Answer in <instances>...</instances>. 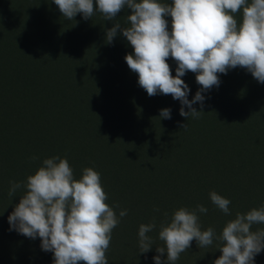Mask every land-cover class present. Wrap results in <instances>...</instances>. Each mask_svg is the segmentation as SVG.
I'll return each mask as SVG.
<instances>
[{"label": "trees", "instance_id": "16d2710c", "mask_svg": "<svg viewBox=\"0 0 264 264\" xmlns=\"http://www.w3.org/2000/svg\"><path fill=\"white\" fill-rule=\"evenodd\" d=\"M164 3L170 4L171 0H164ZM127 12L130 15V10ZM41 17L52 23L49 15ZM92 18L95 16L87 20L83 18L84 24H80V27L89 28L86 26L89 22H86H91ZM165 18L169 21L168 27L171 31V17ZM234 18L237 20L235 16ZM240 22L237 20L238 24ZM51 28V31L54 30L53 33L44 35L42 23H37L32 38L26 40L25 44L21 41L20 55L12 57L7 54L9 62L6 69V77L9 80L7 86L15 84L14 87L18 88L16 95L20 96V101L26 106L32 104L27 95L30 94L29 84L32 79H38L46 94L40 103L42 112H39L43 116L40 122L45 124L48 123V117L54 109L52 107L57 110L61 105L70 108L76 106L77 102V98L72 97L73 87H70V81L74 82L77 77L72 68L67 71V61L64 60V55L60 54L66 52L70 58L69 49L60 51L52 48L53 43L46 44L50 41L49 36H53L60 29L55 26ZM82 33L83 30L76 31L75 28L67 31V35L76 40L70 48H77L78 52L83 54L82 57L88 58L85 67L91 69L94 63L104 64L107 65L108 72L113 71L120 63L115 49L101 50L98 47L94 50L89 39L81 36ZM117 40L125 41L126 38L118 37ZM31 52L38 53H35L38 60L27 61L34 56L30 54ZM1 57L0 53V59ZM169 61L174 62L169 65L172 75L175 76L177 64L171 57L167 62ZM101 72L107 71L104 68L99 72L92 70L90 77L85 80L86 83L85 81L78 83V87L82 85L86 89L89 88L90 92L87 95L94 98L97 103H101L104 97L99 92V86L110 87L108 76L107 81L101 84L100 79H105ZM128 74L129 80L127 84L122 83L123 89L128 85L141 92L138 74L132 71H128ZM218 75L221 82L218 87L214 86L210 91L203 93L206 97L203 106L200 103L193 105L197 111H203L198 118L182 117L179 114L181 104L178 100L171 99L167 106H162L159 104H163L164 100L159 98L162 97L166 101V95L158 93L149 97L146 92L145 95L140 93V96L147 98V107L142 110V107L138 108L135 104L134 107L141 112L135 119L126 117L119 122L114 114L100 118L99 112L95 111L90 116L91 122H95V127L92 126L90 133L87 130L81 132L79 128L73 131L76 132V137L82 135L88 149L98 153L99 160L111 156L115 145L128 148L118 154L116 159L107 161L106 163L110 164L107 172H104L119 175L116 181L119 193L115 204L109 205L108 199L105 201L120 220L112 231V239L106 252L109 264H154L153 257L158 255L156 247L165 246L158 236L160 226L169 223L173 213L181 207L192 210L198 205H203L207 208V213H198L201 230L211 227L217 236L237 213L245 214L253 208L264 207V84L240 67L228 70L227 74ZM195 76V73L187 72L181 77L189 86V100L201 87L197 84ZM55 90L65 94L67 99L57 98ZM138 91L135 96H138ZM7 94L8 90L0 93V108H3L12 96ZM165 108L171 110V119L160 116V111ZM95 109L98 110L97 107ZM185 111L188 109L185 108ZM142 112L146 114L143 115ZM57 115L59 122L55 121V125L57 123L59 125L52 128L50 133L52 135L40 136L36 140V145L46 152L60 148L64 142L62 140L71 132L70 125L62 127L60 123L72 120L75 124L78 121L68 113L63 115L60 112ZM9 122L18 125V128L10 131L12 124ZM28 123L25 111L3 110L0 115V138L3 134L7 140L9 137L17 139L24 131L30 132ZM184 124L186 128H182ZM120 125L122 127H119ZM15 143L16 140L8 141L11 145ZM135 152L138 157H135ZM10 161L11 159H3L0 162V264H54L53 253L42 250L39 237L31 239L16 230H10L8 216L26 191V188L21 187L14 196L8 195L12 182L22 185L23 180L26 181L25 162H21L20 165L18 160L14 161L12 172L16 174H12V178L6 179L1 175L7 170L6 162ZM15 164L20 165L19 170ZM89 167L91 168L89 163L84 166ZM128 171L131 177L121 178ZM129 185L134 191L126 190ZM213 191L230 200V215H225L211 202L209 194ZM121 210H127V215L119 217ZM153 220L157 227L147 234L152 238L153 246L149 252L140 253L139 226ZM258 229H264V224L254 225L252 228L253 231ZM219 245L220 242L214 239L212 245L201 248L194 239L191 247L181 253L175 264H214L215 259L221 255ZM161 259L166 262V252ZM254 264H264V250L254 257Z\"/></svg>", "mask_w": 264, "mask_h": 264}, {"label": "clouds", "instance_id": "9594fccd", "mask_svg": "<svg viewBox=\"0 0 264 264\" xmlns=\"http://www.w3.org/2000/svg\"><path fill=\"white\" fill-rule=\"evenodd\" d=\"M60 13L72 20L78 13L85 20L94 12L112 21L127 7L128 27L113 24L106 30L107 43L120 34L129 42L133 52L125 56L129 69L138 74V84L149 97L158 93L171 95L181 104L182 117L198 118L203 111L206 93L218 87V74H227L237 67L250 72L264 84V0H54ZM242 10V13H241ZM241 13L238 24L234 14ZM171 17V31L169 21ZM177 64L172 75L168 59ZM195 73L201 87L189 100V86L183 77ZM185 108L188 111H185ZM171 119V110L160 111ZM186 128V124L182 125ZM22 185L12 182L8 195L14 196ZM25 194L8 216L10 230L25 237L41 240V248L52 252L54 264H109L106 252L112 231L120 220L105 201L108 199L100 173L84 168L82 177L75 179L67 158L55 156L45 159L23 185ZM211 202L225 215H230V200L216 192L209 194ZM118 207V205H117ZM208 209L181 207L167 224H161L159 239L164 247H156L154 264H175L181 253L197 245L206 248L214 239L220 242L221 252L214 264H254V257L264 250V229L253 231L254 225L264 224V207L253 208L226 223L217 236L213 228L201 230L198 213ZM127 215L121 210L119 217ZM155 220L141 224L138 230L139 251L147 253L153 246L147 235L156 229ZM167 253L166 262L161 257Z\"/></svg>", "mask_w": 264, "mask_h": 264}, {"label": "rangeland", "instance_id": "374dc122", "mask_svg": "<svg viewBox=\"0 0 264 264\" xmlns=\"http://www.w3.org/2000/svg\"><path fill=\"white\" fill-rule=\"evenodd\" d=\"M160 2L164 3V0H160ZM128 10L129 9L125 7L121 11V13H119L117 17H115L112 21H105L102 14L96 11L94 12L95 18H92L93 20L91 22H86H89L88 24H86V26L89 28L82 29L80 27V24H84L82 22L83 15L78 13L74 19L70 21L67 20V18L60 13L58 6H56L54 3V0H0V53L2 54V57L0 59V93L2 94L6 90H8L7 96L12 95L11 97H9V101L7 100L6 96L7 104L3 108H0V115L3 113V110L7 112L14 110L25 111L26 117L27 119H29V123L27 124V126L30 131L28 133L24 131L23 135H20V137L18 136L17 139H11V137H9L7 140L5 138V135H1L0 162L3 159H11L10 162H6L7 170L1 174L3 175V177H5L6 179L12 178V174H16L12 172L14 170L15 160H18V163L20 165L21 162H25L24 176L26 178V181L25 179L23 180L22 187L26 184L27 177L35 174V172L41 166H43V161L45 159L55 156H59L60 158H67L70 166L73 169V175L75 179H79L82 177L84 166H86V163H89V166H91V168L100 173L101 184L108 196L109 205L115 204L119 193V189L116 185V181L119 178V175L116 173H104L107 172V168L110 164L109 162H106L116 159L118 154L122 153L125 150H128V148H125L122 145H115L114 152L111 156H107L106 158L99 160L98 153L93 149H88L86 143L81 137L82 135L76 137V132L73 131H77V129L79 128V131L81 132L83 130H87V132L90 133V129L92 128V126L95 127V122H91L90 116L91 113L95 111L99 112L100 118H106L107 114H114V116L119 119V122H122L126 117L135 119L138 114H141V112L138 111L139 109L135 108V104L138 105V108L142 107V110L147 107V98L145 96L141 98L140 96L141 94L145 95L146 90L141 88L139 89L141 90V92H139L135 87L132 88L128 85H126L125 89H123L122 87L123 82L125 84L128 83V71H131L125 61V56L133 52V49L131 48L129 42L127 40H117L118 37L124 39L119 30L112 43L109 44L106 40V30L110 29L113 24L119 23L121 27L129 26V22L127 21ZM241 13L234 14L238 21H241L242 19ZM43 15H49L52 19V23L48 22L45 17H41ZM37 23H42V26L44 28L43 32L45 33L44 35L53 33L54 30L51 31V27H60V29L58 28L59 31L56 34H54L53 36H49L48 39L50 41L46 44L53 43L52 48L60 51L62 49H69L70 58H68L66 52H61L60 54L64 55V60L67 61V71L72 68V70H74L73 72H75V76L77 77L74 82L72 80L70 81V87H73L74 91V95H72V97L77 98L76 106L66 108L61 105L60 109L58 110L55 107H52L54 109H52L51 114L48 117L49 120L47 124H45L44 122H40L41 117L43 118L42 114L39 113L42 112L40 103L42 101V98L45 97L46 94L43 92L41 85L38 83V79H32L31 83L29 84L30 94L27 95L30 98L32 104L26 106L25 103L20 101V96L16 95L18 92V88L14 87L15 84L7 86L9 80L6 77V69L8 68L9 62L7 60V54H10V56L12 57H17L20 55L21 41L22 44H25L27 42L26 40H30L32 38L35 33L34 27L37 25ZM73 28H75L76 31L83 30L81 36L89 39L90 46L93 47L94 50H97L98 47L101 50L110 48L115 49L117 53L116 57L120 58V63L115 66V69L113 71L108 72V67L104 64L98 65L94 63L92 65L93 68L91 69L85 67L88 58L82 57L83 54H80L77 48H70L71 44L76 43V40L73 37H69L67 35V31ZM41 50L46 51L43 49ZM35 53L37 52H31L30 54L34 56L27 61L33 62L35 60H38ZM168 64H174V62L169 61ZM73 67L77 68V70H75V68ZM101 68H104L105 71H107L101 72V76L103 78L105 77V79H100L102 82L101 84H104L105 81H107L106 76H108L110 87H102L97 85L99 86V92L104 95L102 102L97 103L95 102L94 98H91L89 97V95H87L90 92V90L88 92L89 88L87 87L86 89L82 85L78 87V83H84V81L92 74V70L99 72ZM69 91H71V89H69ZM137 91L138 96H135ZM59 92V90H55L54 92L55 96H58L57 98L60 97L62 100H64L65 98L67 99L65 94ZM135 97L137 98L134 100ZM166 97V101L162 97L159 98L164 100V103L159 105L167 106L168 101H170L171 99L173 100V97L171 95H166ZM158 101L160 102L162 100ZM96 107L98 110L95 109ZM60 112H62L63 115H65V113H68L70 117L77 118L78 121L75 122V124L72 120H69L70 122H65L64 124L60 123L62 127L67 124L70 125L71 132L67 138L62 140L64 142L61 144L60 148L58 147L57 150L53 149L52 152H46L45 149H41L36 145V140L40 136H46L50 134L53 130L52 128H55V126L59 125L58 123L55 125V121H58L56 117ZM142 113L143 115L146 114L145 112ZM98 121L100 122L99 119ZM9 124H12V122H9ZM119 127L122 126L120 125ZM17 128L18 125L13 123L9 130L14 131ZM11 140H16L17 143H15L14 145L8 144V141ZM137 143L139 146V141H137ZM135 157H138V155H136V152ZM80 161L81 163H79ZM76 163H79V165ZM20 165L18 166L15 164L18 170ZM130 175L131 173L128 171L123 174L121 178L126 177L127 179H129L131 177ZM128 188L126 190L134 191L131 185H129Z\"/></svg>", "mask_w": 264, "mask_h": 264}]
</instances>
